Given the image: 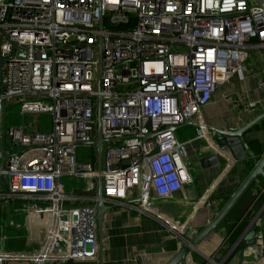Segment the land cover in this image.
Masks as SVG:
<instances>
[{"label": "built area", "instance_id": "obj_1", "mask_svg": "<svg viewBox=\"0 0 264 264\" xmlns=\"http://www.w3.org/2000/svg\"><path fill=\"white\" fill-rule=\"evenodd\" d=\"M254 39L264 49V8L250 0H0V208L17 203L43 235L32 252L0 249V264L97 260L98 196L65 193L62 177L101 176L108 203L182 238L183 222L154 207L193 181L178 128L198 119L204 135L203 108L242 71ZM10 102L23 119L49 115L51 129L23 122L6 134ZM79 146L94 148L92 161Z\"/></svg>", "mask_w": 264, "mask_h": 264}, {"label": "crops", "instance_id": "obj_2", "mask_svg": "<svg viewBox=\"0 0 264 264\" xmlns=\"http://www.w3.org/2000/svg\"><path fill=\"white\" fill-rule=\"evenodd\" d=\"M258 44L256 39L251 40L242 71L220 87L211 103L203 108L200 119L207 128L204 135L202 133L198 139L194 126L178 129L181 132L180 138L177 133L179 140L187 144L193 181L173 200L155 199L154 207L166 219L183 222L182 238L176 239L158 218L107 202L111 210L105 216L102 248L99 236L89 248L97 260L67 264H169L217 217L230 199L226 201L227 194L233 195L238 190L256 162L264 156V117L244 132L245 144L237 137L215 131L230 128L236 132L264 115V90L261 88L264 49ZM250 103H257L258 108L249 109ZM197 121L192 123L197 124ZM64 189L69 188L64 185ZM252 190V199L242 202ZM242 198L227 218L187 254L185 264H264V176L258 177ZM18 206L13 203L5 219L0 208L5 222L0 249L8 243L5 250L10 252L36 250L43 242V235ZM254 229L257 246L251 247L249 239Z\"/></svg>", "mask_w": 264, "mask_h": 264}, {"label": "water", "instance_id": "obj_3", "mask_svg": "<svg viewBox=\"0 0 264 264\" xmlns=\"http://www.w3.org/2000/svg\"><path fill=\"white\" fill-rule=\"evenodd\" d=\"M250 1L256 3L259 6H261L262 8H264V0H250ZM2 61H3V59L0 57V63H2ZM6 109H7V107L5 106L4 114H3V122L4 123L6 121ZM99 116H100V113H99ZM263 117H264V115L261 116L260 118L256 119L252 123H250L245 128L238 130L236 132L232 131L230 128H227L226 131H222V130L221 131L215 130V131L217 133L227 135L229 137L230 136L237 137V138H239L240 143L243 142L245 144V141L243 138L244 132H246L249 128H251L255 123H257ZM184 126H194L195 128L198 127L197 124L192 123V122H188L181 127H184ZM92 145L95 146L96 150H97V157H98V163H99L98 169L100 172L101 171L100 166H101V157H102V147H103V138L101 135L100 128L98 130L97 139L94 142H92ZM2 152H3L2 167H3V170L5 171L6 170V161H7V158L9 156L6 154L4 143H3ZM260 176H264V156L261 158L260 161L256 162L254 169L251 171V173L246 178V180L242 183V185L238 188V190L230 197V199L225 204V206L221 209V211L219 212L217 217L193 240V242L189 248L181 249L180 253L169 264H185L187 254L190 253L192 250H194L195 247L202 240L207 238L221 224V222H223L227 218V216L232 211V209L240 201L242 196L247 192V190L249 189L251 184ZM0 181L3 182L4 188L8 192L7 175L3 174L2 177L0 178ZM97 189H98V194H97L98 201L94 205V207L96 209V222H97V228H98V236H99V239L101 242V248H102L103 234H104V228H105V216L111 210V208L107 205V201L105 200V198L103 196V191H102L103 187H102L101 176L98 178ZM7 210H8V203L5 204L3 207V219H5V216L7 214ZM256 240H257V234H256V231L254 229L250 235L249 241H252V242H250L249 245L251 247H256L257 246Z\"/></svg>", "mask_w": 264, "mask_h": 264}, {"label": "rangeland", "instance_id": "obj_4", "mask_svg": "<svg viewBox=\"0 0 264 264\" xmlns=\"http://www.w3.org/2000/svg\"><path fill=\"white\" fill-rule=\"evenodd\" d=\"M23 122L24 123H32L35 125V127H37L40 130H44V129L50 130L51 129V118L49 115H32V116L27 115L23 119V116L21 115V106L14 104L13 102L8 103L7 109H6V121H5V132H6V134H7L9 127L18 126V125L22 124ZM177 133H178V136L180 138L181 132L178 131ZM6 144H7V148L9 149L8 152L12 153V152L17 151V149L14 147V145L12 144V142L8 136L6 137ZM93 153H94L93 147L79 146L77 148L78 158L82 162L92 161L93 160ZM191 167H192V165H191ZM60 182H61L62 191H72L73 193L83 195V196H90L91 198H94L96 196V194H98L97 193L98 181L96 178H94L93 181L89 182L88 180L84 181V180L76 179V178L62 177L60 179ZM64 185L67 186V188H69V189L65 190ZM88 186H90L91 188H89ZM0 192H3V190L1 188H0ZM252 194H253V190H252V192L247 193L246 194L247 196L245 198L243 197L241 199L242 202L243 201L247 202V200L252 199ZM227 195H228V197H227L226 201L228 200V198H230L232 193L230 192ZM210 201H211V199H210ZM1 215H2V210L0 209V236H1L2 230H3L2 224L5 223L2 220ZM5 248L8 249V243H7Z\"/></svg>", "mask_w": 264, "mask_h": 264}]
</instances>
